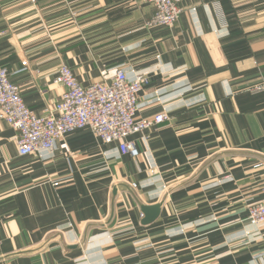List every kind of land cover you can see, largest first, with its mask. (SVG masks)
<instances>
[{
  "label": "crops",
  "instance_id": "obj_1",
  "mask_svg": "<svg viewBox=\"0 0 264 264\" xmlns=\"http://www.w3.org/2000/svg\"><path fill=\"white\" fill-rule=\"evenodd\" d=\"M152 12L0 0V66L31 111H51L64 63L83 85L146 71L135 118L169 115L133 136L136 157L88 128L20 156L0 119V264H264L245 218L264 196V91H246L264 82V0H188L171 26Z\"/></svg>",
  "mask_w": 264,
  "mask_h": 264
},
{
  "label": "built area",
  "instance_id": "obj_2",
  "mask_svg": "<svg viewBox=\"0 0 264 264\" xmlns=\"http://www.w3.org/2000/svg\"><path fill=\"white\" fill-rule=\"evenodd\" d=\"M152 5L149 24L171 26L188 0H142ZM54 81L63 90L47 115H38L25 103L19 84L4 66H0V119L7 122L17 135L15 144L20 156L53 149L57 139L69 132L88 128L100 144H117L122 154L138 155L133 136L169 119L165 112L136 119L138 99L149 84L147 72L127 77L123 67L105 81L81 84L72 69L64 63L55 70ZM264 83L252 91H263ZM261 190L264 194V182ZM247 222L264 225V196L247 207ZM1 220V216H0Z\"/></svg>",
  "mask_w": 264,
  "mask_h": 264
},
{
  "label": "rangeland",
  "instance_id": "obj_3",
  "mask_svg": "<svg viewBox=\"0 0 264 264\" xmlns=\"http://www.w3.org/2000/svg\"><path fill=\"white\" fill-rule=\"evenodd\" d=\"M182 5H183V4H182ZM176 21H177V20H176ZM263 83H264V82H261V83L255 84V85H251V86H249V88L246 89V91L251 92V93L263 92L264 90H263V91H252L253 88H255L256 86L261 85V84H263ZM263 182H264V181H263ZM262 184H263V183H262ZM262 184H261V187H262ZM135 186H136V185L133 184V187H135ZM261 191H262V190H261ZM262 193H263V192H262ZM263 195H264V194H263ZM250 204H251V203H250ZM250 204H249V205H250ZM249 205H248V206H249ZM248 206H247V207H248ZM246 210H247V208H246ZM246 216H247V212H246ZM245 218H246V217H245ZM80 243H81V242H80ZM82 244H83V243H82Z\"/></svg>",
  "mask_w": 264,
  "mask_h": 264
}]
</instances>
